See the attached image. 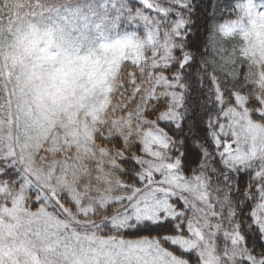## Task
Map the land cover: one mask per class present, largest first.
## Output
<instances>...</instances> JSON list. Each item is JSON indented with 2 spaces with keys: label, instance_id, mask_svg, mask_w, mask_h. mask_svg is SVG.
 Returning a JSON list of instances; mask_svg holds the SVG:
<instances>
[{
  "label": "snow or ice",
  "instance_id": "obj_1",
  "mask_svg": "<svg viewBox=\"0 0 264 264\" xmlns=\"http://www.w3.org/2000/svg\"><path fill=\"white\" fill-rule=\"evenodd\" d=\"M78 11L49 6L39 15L56 27L30 25L39 67L107 69L97 92L142 138L95 133L117 179L87 196L65 178L82 168L76 144L33 153L0 138V264H264V94L244 65L223 79L204 66L209 21L226 33L264 28V0H131L126 14L145 33L86 52L63 36ZM226 13L233 23H221ZM64 151L53 181L37 161Z\"/></svg>",
  "mask_w": 264,
  "mask_h": 264
},
{
  "label": "rangeland",
  "instance_id": "obj_2",
  "mask_svg": "<svg viewBox=\"0 0 264 264\" xmlns=\"http://www.w3.org/2000/svg\"><path fill=\"white\" fill-rule=\"evenodd\" d=\"M90 1L92 15L82 13L81 4L72 8L79 10L78 16L73 20V30L63 33L68 45H77L81 51L98 48L99 45L112 43L117 39H124L136 33L143 35L145 26L136 23L138 30L117 33V19L128 9L131 0H84ZM12 9L3 10L0 14V33L6 32L12 38L0 43V51L5 70L6 85L11 97V109L4 111L0 121V138L17 147H25L35 153L40 148H53L59 145L66 148L67 144H76L72 151L73 157H79L82 164L76 177L71 170L66 175L69 188L80 185L93 193L103 194L107 188L114 187L117 177L106 165L110 161L111 153L105 148L97 147L94 143V132L97 125L104 122V113L109 105L110 97L107 93L99 94L97 89L104 85L108 70L100 71L97 67H57L54 71L45 72L39 67L34 50L29 43L32 39L33 29L30 25L36 24L40 30L47 27H56L57 22L48 20L45 27L34 22L40 17L36 10L38 0H13ZM65 10L57 11L60 16ZM47 10H45V15ZM27 17V27L21 30L18 20ZM131 20V19H130ZM230 21L226 24H231ZM246 26V25H245ZM73 35L74 39L68 40L67 36ZM264 28L258 26L248 34H241L247 47L240 49L244 57L255 55L259 46V53L264 58ZM252 41L251 44L248 42ZM111 63V62H109ZM257 84L264 88V71L259 73ZM28 112L30 116L26 115ZM23 118V119H22ZM116 129L124 132L125 138L141 132L139 125L131 121H117ZM142 138V132L140 134ZM87 149L85 151L84 149ZM67 151L56 156L52 152H41L38 167L45 176L55 181L64 175L60 168L65 163ZM87 160L88 163H84ZM101 164H93L92 161ZM77 177H82L77 179ZM112 183L109 184L108 181ZM87 196V192H83ZM87 202V201H86Z\"/></svg>",
  "mask_w": 264,
  "mask_h": 264
},
{
  "label": "clouds",
  "instance_id": "obj_3",
  "mask_svg": "<svg viewBox=\"0 0 264 264\" xmlns=\"http://www.w3.org/2000/svg\"><path fill=\"white\" fill-rule=\"evenodd\" d=\"M45 6H53L57 3H64V0H43ZM15 5L13 0H0V11L5 9H12ZM28 18L23 17L18 20L21 30L26 29ZM41 27H45L49 21L37 18L36 21ZM210 31L206 36L208 41V52L204 57V66L210 73L228 74L230 76H237L241 70V65H244V72L249 75L252 80H259V73L264 71V58L260 56L259 46L255 49V55H250L241 58L240 49L247 47L244 40L241 38V33L237 31L225 32L216 25L209 26ZM12 38L11 34L5 32L0 33V43H5ZM68 40L74 39L73 35L67 36ZM249 44L252 41L248 42ZM23 119V118H22Z\"/></svg>",
  "mask_w": 264,
  "mask_h": 264
},
{
  "label": "trees",
  "instance_id": "obj_4",
  "mask_svg": "<svg viewBox=\"0 0 264 264\" xmlns=\"http://www.w3.org/2000/svg\"><path fill=\"white\" fill-rule=\"evenodd\" d=\"M40 2V4H36L35 8L38 11V13H40L42 10L45 12V10H47V6L44 5L43 0H38ZM77 4H81L82 6V13L84 14H89L92 15V12L90 10V1H86L84 2V0H71V3L67 6H65L64 3H57L55 5H53V7L56 9V11H63L65 9H67L68 7H70L71 9L74 8L75 5ZM131 8V2L128 5V9L124 10L123 14L117 19L118 23H117V33H123L124 31H130V30H138L140 29L139 27H137L135 24L136 22H133V20H130L128 15L126 14L127 11ZM0 14H3V10L0 11ZM236 19V16L232 13H226L225 14V18L221 21V23H228L230 21H233ZM210 25H211V21H209ZM203 31V29H202ZM210 31V28H209ZM209 33V32H208ZM206 40V45L205 47L208 49V41ZM240 56L241 58H245L241 52H240ZM210 73V72H209ZM220 77L223 79L225 78V74H219ZM241 75V70L238 73L237 76ZM243 75L246 77L247 81L253 85L254 91L256 93V95H261L264 94V88H262L261 86H259L256 82V80H252L250 79L249 75L246 74L243 70ZM227 76L235 78L233 76H230L227 74ZM7 81H6V77H5V70L3 69V60H2V54L0 51V121L3 119L4 117V111L6 109H11V97H10V92H9V88L6 85ZM115 83H119V81H116ZM118 99V98H116ZM111 103V108H109V105L104 113V122H101L97 125V128L94 132V143L97 147L100 148H105V149H109V145L108 144H103L102 142L96 138L95 133L97 131H101V134H112L116 131H119L120 134L124 136V132L116 129V122L117 121H131L133 122V124H135V121L130 120L128 118L127 115H121L120 112H118L116 109L119 107V105L116 103L115 99H112L110 97L109 99V104ZM136 108V105H133L131 108L128 109V111H133ZM137 125V124H136ZM140 134L141 132H135V134L131 135L134 139H140ZM113 149L115 148V144L113 143V145L111 146ZM112 154V153H111ZM115 174V173H114ZM115 176L117 177V175L115 174ZM97 219H99V217H97Z\"/></svg>",
  "mask_w": 264,
  "mask_h": 264
}]
</instances>
